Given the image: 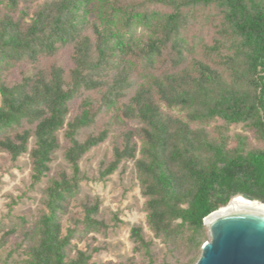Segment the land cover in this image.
<instances>
[{"label":"trees","instance_id":"trees-1","mask_svg":"<svg viewBox=\"0 0 264 264\" xmlns=\"http://www.w3.org/2000/svg\"><path fill=\"white\" fill-rule=\"evenodd\" d=\"M34 1L0 0V152L27 154L29 189L43 184L32 225L0 230V264H90L97 249L71 245L109 223L79 194L80 161L107 139L98 179L134 161L144 199L138 264H195L207 214L237 193L264 201V0ZM214 119L223 130L195 126ZM58 150L67 169L50 174Z\"/></svg>","mask_w":264,"mask_h":264},{"label":"rangeland","instance_id":"rangeland-1","mask_svg":"<svg viewBox=\"0 0 264 264\" xmlns=\"http://www.w3.org/2000/svg\"><path fill=\"white\" fill-rule=\"evenodd\" d=\"M36 3L37 0L31 3V8ZM142 33L143 30L138 28L135 35ZM208 39V35H197L195 43L198 44L202 40L208 41ZM67 57V52H64L59 58L66 61ZM16 72L15 69L11 73ZM170 113L182 116V112L177 108L171 109ZM128 124L133 127L140 125L136 120H131ZM221 124V120L214 119L204 124H195V126L214 130L224 128ZM225 128L231 138L236 133L249 134L241 124H233ZM110 155L109 139L84 154L80 161L83 179L79 193L81 197L90 196L100 199V214L108 221L109 228L105 232H90L82 240H74L71 252L74 254L77 249L89 251L96 248L97 251L93 252L90 264H131V258L138 264L139 257L132 253L129 229L132 225L140 224L143 227L144 236L152 239V234L145 225L144 199L140 193L134 161H127L105 179H98V164ZM0 164V230H19L24 224L26 227L32 225L41 210L40 190L43 184L33 190L29 189L30 169L27 154L20 156L16 162L12 163L6 154L0 152ZM50 165V174L60 169H67L62 150L55 153ZM78 211L79 209L71 207V212ZM63 224H66L65 218ZM10 244L11 240L2 243L0 248L2 257L8 253ZM154 248L158 255L163 253V245L159 240H154ZM10 259L16 264H21L23 255L14 253Z\"/></svg>","mask_w":264,"mask_h":264},{"label":"water","instance_id":"water-1","mask_svg":"<svg viewBox=\"0 0 264 264\" xmlns=\"http://www.w3.org/2000/svg\"><path fill=\"white\" fill-rule=\"evenodd\" d=\"M203 224L208 238L195 264H264V201L237 193Z\"/></svg>","mask_w":264,"mask_h":264}]
</instances>
